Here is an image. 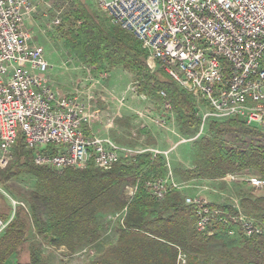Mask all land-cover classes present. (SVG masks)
<instances>
[{
    "label": "built area",
    "instance_id": "1",
    "mask_svg": "<svg viewBox=\"0 0 264 264\" xmlns=\"http://www.w3.org/2000/svg\"><path fill=\"white\" fill-rule=\"evenodd\" d=\"M95 2L110 26L140 43L151 73L161 70L195 99L199 134L209 122L237 119L264 136V0ZM32 10L30 0H0V168L12 160L19 135L36 166L57 172L89 165L110 170L120 160L140 153L161 154L154 149L119 147L107 137L85 134L83 124L92 115L83 100L77 94L58 96L43 78L49 64L43 50L30 43L31 34L23 23ZM135 89L128 90L136 93ZM158 94L162 108L169 112L166 94ZM220 180L245 183L253 191L264 188V180L253 175L227 174ZM145 186L155 201L190 187L177 182L170 171ZM132 187L129 200L137 188ZM183 200L194 208L196 230L208 237L215 223L230 226V236L235 226L246 238L264 232L243 213L238 201L231 204L237 215H228L217 214V208L200 195ZM125 211L116 216L122 219ZM7 223L0 220V232ZM185 263L186 256L179 253L177 264Z\"/></svg>",
    "mask_w": 264,
    "mask_h": 264
},
{
    "label": "trees",
    "instance_id": "2",
    "mask_svg": "<svg viewBox=\"0 0 264 264\" xmlns=\"http://www.w3.org/2000/svg\"><path fill=\"white\" fill-rule=\"evenodd\" d=\"M55 1L65 7L62 18L67 26L65 45L77 59L92 71L106 66L110 70L122 68L132 72L143 80V87L158 102L163 101L158 92L166 94L184 138L193 139L203 134V131L199 134L195 99L179 89L161 70L149 71L146 52L131 34L89 13L80 0ZM204 131L205 137L194 143L201 149V156L193 169H174L171 173L175 180H220L229 173L255 175L243 174L245 170L264 180V145L226 151L219 144L220 138L229 134L264 140L261 133L237 119L209 122ZM32 158V151L25 148L23 137L19 135L13 148V160L0 168L3 189H8L7 182L20 174H28L36 181L35 190L28 193L25 208L7 204L8 213L0 212V220L8 221L0 234V264L21 253L30 233L70 253L90 249L107 233L108 225L103 216L108 213L114 217L124 209L122 219L116 218L119 225L115 245L94 253L95 257L88 264H177L179 253L186 256L185 264H264V232L246 238L235 226L234 235L230 236V226L215 223L208 237L196 230L194 208L185 205L179 193L170 192L160 201L152 199L145 183L165 178L169 172L162 155L140 153L120 160L110 170L89 165L85 169L61 172L36 166ZM127 186L137 187L128 202L123 197ZM2 198L3 202L7 201ZM211 206L220 209L221 214L237 215L231 205ZM241 208L264 228V189L260 195L251 192L245 196ZM217 214H220L218 210ZM211 246L219 248L210 251ZM26 247L29 252L26 264H47L39 247L33 243ZM18 264L25 263L18 261Z\"/></svg>",
    "mask_w": 264,
    "mask_h": 264
},
{
    "label": "rangeland",
    "instance_id": "3",
    "mask_svg": "<svg viewBox=\"0 0 264 264\" xmlns=\"http://www.w3.org/2000/svg\"><path fill=\"white\" fill-rule=\"evenodd\" d=\"M30 2L33 10L23 18L24 29L31 34L32 41L30 43L43 50L44 57L49 64L43 78L58 96L77 94L83 100L86 112L92 115L89 122L83 124L85 134L107 137L119 147L157 150L161 153L159 155L165 157L170 172L174 169H193L195 162L202 154L201 149L194 143L200 137H205L206 132L203 130V134L191 138L192 140L184 138L180 132L176 115L172 113V110L167 112L163 109V101L158 102L154 99L148 89L143 87V80L136 78L132 72L122 68L110 70L106 66L102 70L92 71L87 64L77 59L65 45L64 32L67 26L62 20L65 7L55 0H30ZM80 2L89 13H95L100 20L108 24L106 15L96 7L95 0H80ZM131 87L136 88V93L128 90ZM142 96L145 98L143 99ZM139 112L144 116L140 117ZM181 139L187 141L181 142ZM219 144L226 151L246 150L264 145V140L260 137L229 134L222 136ZM244 172L243 174L247 175H257L252 171L245 170ZM176 181L190 185L184 190L185 192L179 193L183 199L185 196L200 195L209 202L206 196H216L217 198H213L217 201V205H231L234 201H238L241 206V200L249 193L260 195L264 189L253 191L245 183L224 180L177 178ZM7 185L8 189H3L0 186V212L5 215L9 211L8 205L14 207L19 204L24 208L27 206L26 198L29 192L35 190L36 181L28 174H20L9 180ZM129 185L131 184L129 183ZM133 188L127 186L124 189L125 201L128 202L133 197L129 200L128 194ZM2 197H5L7 201L3 202ZM217 210L221 214V210ZM107 214L103 216V220L108 225L107 233L102 236V241L99 244L95 243L90 249L86 248L70 253L64 247L49 245L34 233H32L33 235L30 233L21 253L16 258H10L5 264H18V261L28 263L29 252L26 245L31 243L41 249L47 264H88L96 255L91 256L92 251L97 253L116 243L114 239L119 225L116 221L118 214L114 216L113 220L109 219L110 216ZM218 248L219 246H211L210 251H217Z\"/></svg>",
    "mask_w": 264,
    "mask_h": 264
},
{
    "label": "crops",
    "instance_id": "4",
    "mask_svg": "<svg viewBox=\"0 0 264 264\" xmlns=\"http://www.w3.org/2000/svg\"><path fill=\"white\" fill-rule=\"evenodd\" d=\"M87 135H88V134H87ZM98 137H102V136H98ZM126 148H129V147H126ZM135 149H136V148H135ZM142 149H143V148H142ZM124 191H125V190H124ZM123 194H124V192H123ZM213 197H216V196H213ZM213 197H211V196H210V197H209V196L207 197V196H206V198H208L209 202H210L212 205H217L218 203H216L217 201H215ZM216 198H217V197H216ZM213 203H216V204H213ZM114 241H116V239H114Z\"/></svg>",
    "mask_w": 264,
    "mask_h": 264
}]
</instances>
